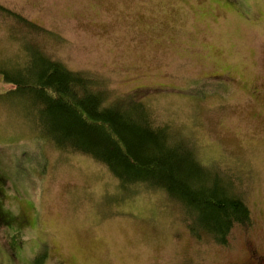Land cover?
Masks as SVG:
<instances>
[{"label": "rangeland", "instance_id": "374dc122", "mask_svg": "<svg viewBox=\"0 0 264 264\" xmlns=\"http://www.w3.org/2000/svg\"><path fill=\"white\" fill-rule=\"evenodd\" d=\"M0 4L41 27L0 13V69L27 64L35 46L98 82L106 104L142 102L154 126L187 141L210 170L226 171L252 213L228 244L192 234L162 189L122 188L91 156L41 141L26 118L31 104L8 94L0 75V218L8 222H0V264H250L252 249L264 256V0Z\"/></svg>", "mask_w": 264, "mask_h": 264}, {"label": "trees", "instance_id": "16d2710c", "mask_svg": "<svg viewBox=\"0 0 264 264\" xmlns=\"http://www.w3.org/2000/svg\"><path fill=\"white\" fill-rule=\"evenodd\" d=\"M0 13L36 31L41 28L1 4ZM29 53L28 63L13 69L25 71L23 75L9 69H0V75L13 87L8 94L31 104L26 118L36 120L41 141L91 156L122 188L141 184L162 189L180 205L189 230L200 238L209 235L228 244L236 225H251V209L234 191L226 171L210 170L187 141L166 127L154 126L142 102L132 101L134 108L126 105L131 98L106 104L107 93L94 88L98 85L94 79L68 69L35 46Z\"/></svg>", "mask_w": 264, "mask_h": 264}, {"label": "flooded vegetation", "instance_id": "af4514ba", "mask_svg": "<svg viewBox=\"0 0 264 264\" xmlns=\"http://www.w3.org/2000/svg\"><path fill=\"white\" fill-rule=\"evenodd\" d=\"M0 222L4 223L7 221L4 220V218H2V219L0 218ZM251 253H252V256H251L250 264H264V256L259 255L257 250L252 249Z\"/></svg>", "mask_w": 264, "mask_h": 264}]
</instances>
